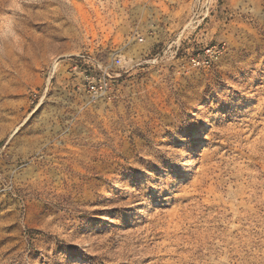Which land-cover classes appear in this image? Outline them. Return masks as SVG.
Here are the masks:
<instances>
[{"label": "rangeland", "instance_id": "obj_1", "mask_svg": "<svg viewBox=\"0 0 264 264\" xmlns=\"http://www.w3.org/2000/svg\"><path fill=\"white\" fill-rule=\"evenodd\" d=\"M263 137L264 0H0V264H264Z\"/></svg>", "mask_w": 264, "mask_h": 264}, {"label": "built area", "instance_id": "obj_2", "mask_svg": "<svg viewBox=\"0 0 264 264\" xmlns=\"http://www.w3.org/2000/svg\"><path fill=\"white\" fill-rule=\"evenodd\" d=\"M216 50L218 54L219 51L216 47L207 48L205 50L206 56H211L212 51ZM196 65H200V60L194 59L193 61ZM121 63V58L119 56H115L110 64L102 65L99 71H95V73L90 75H85L83 71H78V64L77 62L71 64V70L74 73L82 74L83 80L87 83V89L90 97L93 100L109 98L114 90L115 83L114 79L116 74L113 71V67L117 66Z\"/></svg>", "mask_w": 264, "mask_h": 264}, {"label": "bare ground", "instance_id": "obj_3", "mask_svg": "<svg viewBox=\"0 0 264 264\" xmlns=\"http://www.w3.org/2000/svg\"><path fill=\"white\" fill-rule=\"evenodd\" d=\"M212 53H214V54H216L217 53V51L216 50H213L212 51ZM264 138V137H263ZM206 174V173H205ZM254 192V191H253ZM165 222V221H164Z\"/></svg>", "mask_w": 264, "mask_h": 264}]
</instances>
